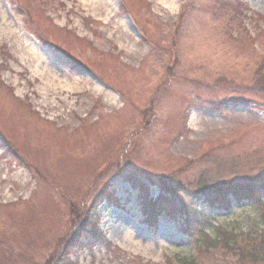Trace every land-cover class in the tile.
Masks as SVG:
<instances>
[{
    "label": "rangeland",
    "instance_id": "374dc122",
    "mask_svg": "<svg viewBox=\"0 0 264 264\" xmlns=\"http://www.w3.org/2000/svg\"><path fill=\"white\" fill-rule=\"evenodd\" d=\"M256 54L264 0H0V264L57 258L104 190L106 242L87 227L72 264H264L238 251L260 243L264 204L193 196L264 169ZM160 195L151 223L142 202ZM199 221L216 246L187 236Z\"/></svg>",
    "mask_w": 264,
    "mask_h": 264
},
{
    "label": "trees",
    "instance_id": "16d2710c",
    "mask_svg": "<svg viewBox=\"0 0 264 264\" xmlns=\"http://www.w3.org/2000/svg\"><path fill=\"white\" fill-rule=\"evenodd\" d=\"M22 1V0H20ZM26 8L27 12V24L29 28H32V25H35L34 18L32 17V11L28 8ZM31 18H33V21H30ZM234 18V17H233ZM235 20V18H234ZM235 23H239V20L234 21ZM233 23V22H232ZM33 31V30H32ZM38 34L35 32L38 36L43 35V29L37 30ZM231 42V41H230ZM253 48L252 44L250 45V49ZM249 63L248 68L246 69V72L253 75L255 77L254 85L257 86L256 89L258 91H261L260 93H263L264 96V54H256L253 59H250L247 61ZM255 75V76H254ZM179 81L180 78H179ZM239 81V80H238ZM243 82H247V80H243ZM172 84V83H171ZM162 87V86H161ZM160 87V89H161ZM126 162V160H125ZM120 169H116L113 173H119ZM159 183L162 188L163 193L169 194L173 197L178 193H180V189L178 188L176 184H173V177L168 176H162L159 178ZM237 180L234 179L231 182L228 181L226 183L221 184L219 181H209V180H200L198 182L199 189L196 190V192L193 193V196H196V198L201 199L203 198L207 199L211 204H214L215 202H221L222 204L226 205L227 207H230V200L227 198L229 195L233 194L235 197V202L239 205H242L243 203H249L250 205L254 207H258L262 204H264V169L261 171H258L256 175L251 180ZM142 187H146L144 184H140ZM99 195H104L103 199H109L110 195L106 193V191H100ZM192 195V193H191ZM96 197V198H97ZM100 198V197H99ZM101 202V201H100ZM99 202V203H100ZM98 204V203H97ZM171 202L170 200L164 196L160 195L157 198H146L142 202V206L145 209V213L148 216V221L151 223H154V217L157 216L158 211L162 208H171ZM99 205V204H98ZM188 210V211H187ZM185 210L187 212L188 217L191 215L197 216L198 212L196 211V206L194 207L193 213L189 211V208ZM47 213L45 212V215ZM171 215H174L172 212H170ZM78 228L74 229V232H72L71 238L68 240L67 237L71 234L69 233L64 239H61L59 241L61 248L58 250V252L61 251V254L57 258L50 259L45 264H72L71 261V255L74 253V250L76 248L82 247V238L86 233V228L90 227V230L93 232V234L97 237L98 242H106L104 240V237L101 232H99L98 235L95 234L94 229H97V226H94L97 221V205L95 204L93 207H89L87 209V212H85V217L83 219H80L78 216L76 219V222L79 223ZM189 221V219H188ZM71 222V227H75L76 225ZM190 227L191 223L189 222ZM195 229L193 231L185 232L187 233V236L189 238H192L196 232L198 233V236L200 237L198 240H196L197 247L203 248L207 246H216L219 242V240H211L208 238L209 236L206 235V230L204 231L205 227L204 225L199 221V223H195ZM222 238L226 237L225 234H221ZM261 240L259 244H256L257 241H254V246L252 247V250H246L244 248H239L238 251H240L241 255L250 257L251 261H257L262 260L264 262V233L260 236ZM205 238V239H204ZM225 239V238H224ZM179 264H199V261L195 257L191 258H180Z\"/></svg>",
    "mask_w": 264,
    "mask_h": 264
}]
</instances>
